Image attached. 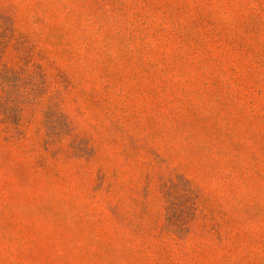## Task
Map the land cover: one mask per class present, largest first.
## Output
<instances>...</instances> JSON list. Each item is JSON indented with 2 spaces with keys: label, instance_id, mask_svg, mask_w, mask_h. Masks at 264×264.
I'll return each mask as SVG.
<instances>
[{
  "label": "rangeland",
  "instance_id": "374dc122",
  "mask_svg": "<svg viewBox=\"0 0 264 264\" xmlns=\"http://www.w3.org/2000/svg\"><path fill=\"white\" fill-rule=\"evenodd\" d=\"M0 264H264V0H0Z\"/></svg>",
  "mask_w": 264,
  "mask_h": 264
}]
</instances>
